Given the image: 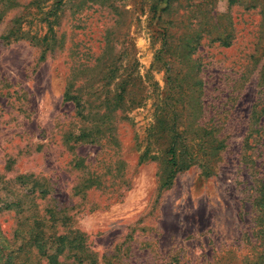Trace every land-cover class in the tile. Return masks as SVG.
<instances>
[{"label": "rangeland", "instance_id": "obj_1", "mask_svg": "<svg viewBox=\"0 0 264 264\" xmlns=\"http://www.w3.org/2000/svg\"><path fill=\"white\" fill-rule=\"evenodd\" d=\"M58 234L55 264H264V0H0V264Z\"/></svg>", "mask_w": 264, "mask_h": 264}, {"label": "trees", "instance_id": "obj_2", "mask_svg": "<svg viewBox=\"0 0 264 264\" xmlns=\"http://www.w3.org/2000/svg\"><path fill=\"white\" fill-rule=\"evenodd\" d=\"M64 95L67 99H71V98L76 99L75 96L68 95L67 92H65ZM76 106L77 107L80 106L79 102H76ZM171 159H173V157ZM62 236L63 235H61V234L55 235L54 236L55 240L53 241V246H51V247H48L47 242L45 243L46 246L40 242L41 243L40 244L41 253L43 254V256H45V258L49 264H55V262H57V255L60 254L63 250V245L60 244V239L62 238ZM41 241H43V240H41ZM43 242H45V241H43ZM50 249H52V250H50Z\"/></svg>", "mask_w": 264, "mask_h": 264}]
</instances>
